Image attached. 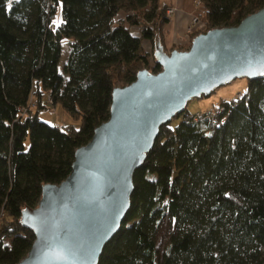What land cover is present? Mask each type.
<instances>
[{
  "label": "trees",
  "instance_id": "obj_1",
  "mask_svg": "<svg viewBox=\"0 0 264 264\" xmlns=\"http://www.w3.org/2000/svg\"><path fill=\"white\" fill-rule=\"evenodd\" d=\"M199 2L205 27L190 42L264 5ZM168 8L160 0H0V264H15L31 247L22 208L37 204L43 183L68 175L75 149L108 119L113 88L144 66L161 69L144 40L152 44L159 28L164 42ZM65 42L71 49L61 70ZM48 103L80 125L42 119ZM207 111L215 119H195L187 106L161 126L98 264H264V77ZM165 216L173 231L158 257Z\"/></svg>",
  "mask_w": 264,
  "mask_h": 264
},
{
  "label": "water",
  "instance_id": "obj_2",
  "mask_svg": "<svg viewBox=\"0 0 264 264\" xmlns=\"http://www.w3.org/2000/svg\"><path fill=\"white\" fill-rule=\"evenodd\" d=\"M154 61L131 82L112 90L108 119L78 146L68 175L42 184L36 205L22 208L20 223L35 238L15 264H98L131 205L134 173L163 124L191 99L237 77H264V5L237 24L194 35L187 48L169 50L155 32Z\"/></svg>",
  "mask_w": 264,
  "mask_h": 264
},
{
  "label": "rangeland",
  "instance_id": "obj_3",
  "mask_svg": "<svg viewBox=\"0 0 264 264\" xmlns=\"http://www.w3.org/2000/svg\"><path fill=\"white\" fill-rule=\"evenodd\" d=\"M197 1L198 0H193V5L196 11V15H198L199 13L201 14L203 12L202 5L197 4ZM120 15H123V12L120 13ZM201 18H200L201 21H204L203 13L201 14ZM55 21L56 22L58 21V17H56ZM70 49L71 48L69 43L65 42L63 44L62 58L60 61L61 70H63V64L68 58ZM247 85H248V78L237 77L231 80L230 82L218 86L210 94H205L201 97L191 99L188 103V108L191 112H196L198 110L207 111L213 109L219 104L221 99L231 100L232 98H234V96L238 91H242V92L245 91ZM39 116L42 119L48 121L49 123L58 124L62 127H65L66 125L69 124L79 126L81 122L79 117L74 116L64 107H62L60 104L53 105L51 103H48L47 108L41 109L39 111ZM172 231H173V219L170 216H165L162 219L159 229L155 236L157 250H158V257L162 255L166 245L168 244L169 237Z\"/></svg>",
  "mask_w": 264,
  "mask_h": 264
},
{
  "label": "crops",
  "instance_id": "obj_4",
  "mask_svg": "<svg viewBox=\"0 0 264 264\" xmlns=\"http://www.w3.org/2000/svg\"><path fill=\"white\" fill-rule=\"evenodd\" d=\"M160 2L167 3L169 7H176V11L170 16L169 22L163 28L164 44L168 49L187 45L193 33V31L188 32V28L192 24L193 16L196 15L193 0H160ZM196 29L201 28L197 27ZM148 42L150 46L147 47L145 44L144 46L150 50L152 44L150 41Z\"/></svg>",
  "mask_w": 264,
  "mask_h": 264
},
{
  "label": "built area",
  "instance_id": "obj_5",
  "mask_svg": "<svg viewBox=\"0 0 264 264\" xmlns=\"http://www.w3.org/2000/svg\"><path fill=\"white\" fill-rule=\"evenodd\" d=\"M199 0L197 1V4H199ZM176 11V7H169L167 12L168 14L171 16L174 12ZM198 24V25H197ZM197 27L200 28H204L205 27V23L204 21H201L200 17L198 15H194L192 18V24L189 26L188 28V32H192L194 31ZM239 96V93H238ZM25 109V108H23ZM191 116H193L195 119L199 118V117H203V116H210V117H214V114L212 111H196V112H191L190 114Z\"/></svg>",
  "mask_w": 264,
  "mask_h": 264
},
{
  "label": "bare ground",
  "instance_id": "obj_6",
  "mask_svg": "<svg viewBox=\"0 0 264 264\" xmlns=\"http://www.w3.org/2000/svg\"><path fill=\"white\" fill-rule=\"evenodd\" d=\"M144 44H145L147 47L150 46L148 41H145Z\"/></svg>",
  "mask_w": 264,
  "mask_h": 264
}]
</instances>
